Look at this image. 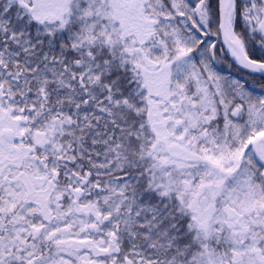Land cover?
Here are the masks:
<instances>
[{"label": "snow or ice", "instance_id": "6c2138e0", "mask_svg": "<svg viewBox=\"0 0 264 264\" xmlns=\"http://www.w3.org/2000/svg\"><path fill=\"white\" fill-rule=\"evenodd\" d=\"M0 264H264V0H0Z\"/></svg>", "mask_w": 264, "mask_h": 264}]
</instances>
